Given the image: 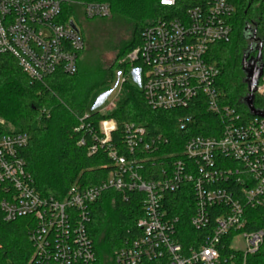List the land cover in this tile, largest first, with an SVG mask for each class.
<instances>
[{
    "label": "built area",
    "instance_id": "2783aa9c",
    "mask_svg": "<svg viewBox=\"0 0 264 264\" xmlns=\"http://www.w3.org/2000/svg\"><path fill=\"white\" fill-rule=\"evenodd\" d=\"M160 2L172 6L176 0ZM82 5L87 18L111 15L107 3ZM234 13L229 0H205L188 8L181 18L161 19L145 27L142 43L121 61L130 64L126 75L118 72L121 84L129 80L152 108L187 109L201 100L222 119L219 136L189 139L186 160H175L158 178L145 179L140 174L147 157H127L108 146L114 168L105 181L88 187L75 184L63 200L42 196L20 155L28 134L8 132L7 121L0 117V189L4 193L0 207L6 220L32 216L36 221L30 234L33 264L95 261L88 210L107 189L119 191L125 202L131 192L145 194V215L137 222L141 234L118 250L115 264H226L219 249L222 238L244 226L245 206L264 203V118H243L224 103L217 86L221 67L209 57L214 43L229 41ZM84 45L75 18L62 17L60 0H0V54L16 58L33 81H43L57 71L75 73ZM111 92L105 93L102 102ZM256 93L264 96V73ZM191 119L181 116L180 128H186ZM116 129L115 120L103 119L101 137L93 134L90 153L108 145ZM124 131L126 149L132 154L139 149L153 153L167 142L161 135H147L146 128L134 122L124 124ZM184 185L194 194L192 227H213L202 242L188 247L177 236L179 217L170 212L167 197ZM241 234L245 256L258 250L264 239L263 230Z\"/></svg>",
    "mask_w": 264,
    "mask_h": 264
},
{
    "label": "trees",
    "instance_id": "16d2710c",
    "mask_svg": "<svg viewBox=\"0 0 264 264\" xmlns=\"http://www.w3.org/2000/svg\"><path fill=\"white\" fill-rule=\"evenodd\" d=\"M60 1L62 17L75 18L81 25L85 41L84 48L78 52L75 73L57 71L43 81H33L23 72L16 58L0 54V117L13 124L8 132L28 134V144L21 149L20 155L40 195L63 200L75 184L88 187L105 181L114 168L108 146L115 147L119 154L127 157H147L139 172L143 178L152 179L160 177L164 169L170 170L175 160H186L185 144L192 137L219 136L222 119L208 111L203 101L196 100L187 109H154L143 93L127 79L121 84L119 96L109 111H87L94 91L114 83L117 72L122 71L126 75L130 64L121 61L142 43L145 27L161 19L181 18L188 8L205 0H176L172 6L162 4L160 0ZM229 1L235 6L230 39L214 43L209 57L221 67L217 86L222 100L243 118L249 119L253 115L243 101L248 88L244 81L242 58L250 41L246 39L244 29L251 25L256 30V41L263 43L264 65V0ZM88 2L107 3L111 9L110 16L121 17L132 24L131 38L122 45L110 68H88L81 63L86 46L84 21L94 19L85 16L82 3ZM254 106L264 110L263 95L255 94ZM185 115L192 116V119L186 128L181 129L179 118ZM103 119L115 120L117 129L108 145L99 146L97 152L90 153V147L95 143L93 134L101 137L100 122ZM127 122L140 124L146 128L147 135H161L167 142L153 153L139 149L132 154L124 143V124ZM82 140L84 144H81ZM3 197L0 189V203ZM144 197L143 192L134 191L129 193L125 202L119 191L107 189L89 206V234L96 256L92 264H102L105 256H108V264H115L118 250L141 234L137 222L145 215ZM167 197L170 212L179 217L177 236L181 243L188 247L202 242L213 227L201 230L192 227L194 194L190 187L184 185ZM216 214H211L213 224ZM244 222L243 227L222 238L219 246L222 260H226V264H264V239L258 250L246 256L242 250L231 246L233 238L242 232L264 231V203L256 207L245 206ZM35 224L32 216L6 220L0 207V264H33L34 246L30 234Z\"/></svg>",
    "mask_w": 264,
    "mask_h": 264
},
{
    "label": "rangeland",
    "instance_id": "374dc122",
    "mask_svg": "<svg viewBox=\"0 0 264 264\" xmlns=\"http://www.w3.org/2000/svg\"><path fill=\"white\" fill-rule=\"evenodd\" d=\"M80 27L81 25L78 24ZM84 33L86 37L85 51L81 57V63L88 68H110L114 63L122 45L129 41L132 33V24L121 17L94 18L84 21ZM122 76L116 74L114 83L103 86L94 91L92 99L87 106L88 112H107L113 106L119 96ZM107 91H112L102 102ZM102 102V103H101ZM101 103V104H100ZM12 128L13 124L8 123ZM232 247L237 250L245 249L242 234H238L232 240ZM108 256L102 260V264H108Z\"/></svg>",
    "mask_w": 264,
    "mask_h": 264
},
{
    "label": "water",
    "instance_id": "95a60500",
    "mask_svg": "<svg viewBox=\"0 0 264 264\" xmlns=\"http://www.w3.org/2000/svg\"><path fill=\"white\" fill-rule=\"evenodd\" d=\"M244 35L250 43L245 49L242 58V69L245 74L244 81L248 88V93L243 101L247 105L251 115L264 118V110L257 109L254 106V97L258 89V83L264 73L262 57L263 43L256 41V30L251 25L245 27ZM256 52L257 54L254 55Z\"/></svg>",
    "mask_w": 264,
    "mask_h": 264
}]
</instances>
